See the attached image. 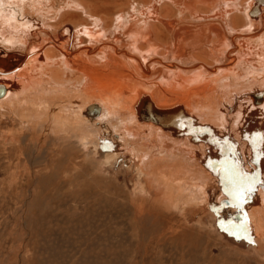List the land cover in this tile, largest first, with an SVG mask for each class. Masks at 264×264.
Listing matches in <instances>:
<instances>
[{"label":"bare ground","instance_id":"bare-ground-1","mask_svg":"<svg viewBox=\"0 0 264 264\" xmlns=\"http://www.w3.org/2000/svg\"><path fill=\"white\" fill-rule=\"evenodd\" d=\"M262 92L264 0H0V130L18 135L4 145L35 166L99 157L101 176L129 160L135 224L164 204L215 216L210 184L227 190L244 158L264 257Z\"/></svg>","mask_w":264,"mask_h":264},{"label":"rangeland","instance_id":"rangeland-1","mask_svg":"<svg viewBox=\"0 0 264 264\" xmlns=\"http://www.w3.org/2000/svg\"><path fill=\"white\" fill-rule=\"evenodd\" d=\"M258 95L263 99V92ZM7 124L1 126L7 138L18 136ZM1 135L0 264H264L252 250L244 158L239 157L240 180L229 181L227 190L223 181L210 184L207 195L215 216L199 222L197 215L187 213L185 219L167 204L149 205L156 222L135 224L142 203L136 167L130 169L129 160L121 157L103 167L102 176L94 168L99 157L56 165L47 155L35 166L30 156H18V142L4 145ZM106 144L98 149L113 152ZM228 199L233 206L241 199V205L233 209Z\"/></svg>","mask_w":264,"mask_h":264}]
</instances>
